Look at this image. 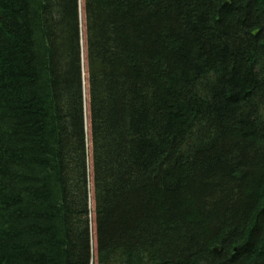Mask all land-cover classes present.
<instances>
[{
    "label": "trees",
    "instance_id": "trees-1",
    "mask_svg": "<svg viewBox=\"0 0 264 264\" xmlns=\"http://www.w3.org/2000/svg\"><path fill=\"white\" fill-rule=\"evenodd\" d=\"M95 260L264 264V0H0V264Z\"/></svg>",
    "mask_w": 264,
    "mask_h": 264
},
{
    "label": "rangeland",
    "instance_id": "rangeland-1",
    "mask_svg": "<svg viewBox=\"0 0 264 264\" xmlns=\"http://www.w3.org/2000/svg\"><path fill=\"white\" fill-rule=\"evenodd\" d=\"M92 232H93V233H95V231H94V230H93ZM95 264H96V260H95Z\"/></svg>",
    "mask_w": 264,
    "mask_h": 264
}]
</instances>
